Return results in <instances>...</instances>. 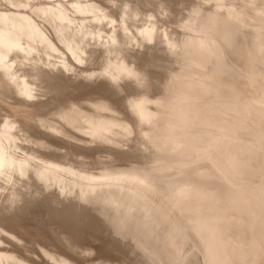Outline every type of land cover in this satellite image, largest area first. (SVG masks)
I'll return each mask as SVG.
<instances>
[{
	"label": "bare ground",
	"instance_id": "obj_1",
	"mask_svg": "<svg viewBox=\"0 0 264 264\" xmlns=\"http://www.w3.org/2000/svg\"><path fill=\"white\" fill-rule=\"evenodd\" d=\"M115 1L123 2L46 0L38 6V0L24 3L3 0L0 40L17 42L23 49L4 53L6 65L13 68L11 74L17 77L15 84L7 82L5 64L0 63V95L12 101L26 102L20 93L36 86L32 81L34 66L51 65V71L59 77L65 65L69 69L78 67L73 57L79 58V53L88 54L91 72L102 73L108 69L110 75H119L120 66L139 71L148 54L157 66L150 69L156 86L129 97L136 102L143 101V128L138 111L132 110L131 105L121 103L116 108H106L107 101L90 99L86 101L88 107L73 111L53 109L48 116L56 119H48L46 129L39 131L33 114L32 117L17 115L13 106L0 100V157L4 164V173L0 174V200L5 198L3 189H8L9 195L13 190L6 177L11 178L13 168L18 172L24 165L25 175L32 173L29 183L17 182L14 187L26 188L37 182L39 175L49 188L63 187L95 195L99 201L120 206L121 211H113L114 223L123 220L128 208L142 209L146 205L151 210L147 221L149 234L157 233L161 244L168 242L184 248L192 264H264V149L260 147L264 144L261 138L264 132V18L258 15L260 7L241 5L243 0L237 1L238 4L221 0L219 3L225 6L223 15L216 13L217 2L212 7H203V14L193 17L190 23L184 22V27L202 35L184 33L179 38L172 35L169 27L161 31L157 19L148 20V16L154 15L144 7L156 5L159 0H132L142 6L141 10H134L123 20L122 10L112 7ZM169 3L171 19L178 18L179 9L172 0ZM12 4L17 6L11 7ZM35 8L42 11L37 13ZM227 8L234 10L233 20L227 19ZM117 10L121 19L115 20L118 23L113 19ZM142 30L148 31L147 37L139 35ZM148 39L153 44L141 56L136 45L143 46ZM169 42L182 44L179 54L168 52ZM96 64L98 67L91 68ZM179 64L183 68L175 71ZM168 73L170 81L164 79ZM216 93H232L234 98H208L202 102L192 98ZM30 105L36 109L35 104ZM3 119L9 120V124L5 125ZM133 125L137 135L141 131L151 132L158 155L147 163L152 161L157 168L163 163L159 171L184 177L189 183L174 192L156 186L147 191L136 183L133 169L141 164L132 154L115 147L124 137L125 129ZM62 140H69L77 147L67 149ZM233 142H241V152L236 151L237 146L230 147ZM97 143L114 149L82 148ZM200 158L209 162L192 166ZM148 196L153 200H147ZM43 211V206L37 205L31 209V215L39 216ZM134 220L143 226V212L136 211ZM19 223L18 217H0V224L4 225L0 227L7 228L9 233L18 231ZM5 239H1L3 243ZM47 240L49 244L50 239ZM88 241L98 243L99 257L114 258L116 245L107 225L94 221ZM50 242L48 256L42 257L46 264L61 261L74 264L72 249ZM147 242L155 247L157 240ZM22 245L25 246L15 243L6 251L0 250L1 264H32L38 259V256L31 257L32 245Z\"/></svg>",
	"mask_w": 264,
	"mask_h": 264
},
{
	"label": "snow or ice",
	"instance_id": "obj_2",
	"mask_svg": "<svg viewBox=\"0 0 264 264\" xmlns=\"http://www.w3.org/2000/svg\"><path fill=\"white\" fill-rule=\"evenodd\" d=\"M16 6L15 4L11 5V7ZM20 6L27 7L28 5ZM248 6L255 9V0H252ZM112 7L122 10L121 19L123 20L134 10L139 12L142 6L134 4L132 0H123L121 3H114ZM203 7V4L194 6L189 13V20L185 21V24L190 23L193 17L201 16ZM144 10L157 13L156 16H148V20L152 21L157 18L164 20L170 15L171 8L169 0H159L158 4L147 5ZM34 11L39 13L42 9L35 8ZM227 11V19L233 20L234 10L227 8ZM224 12L225 6L218 2L216 13L223 15ZM258 15L264 18V4L258 10ZM125 31L127 32V29ZM139 35L147 37L148 31L142 30ZM165 39L167 40L166 34ZM152 44L153 41L148 39L145 45L137 44L136 47L140 55L145 56L146 50ZM181 47L182 44L179 42H169L167 45L168 52L172 55L179 54ZM14 49L23 51L17 42L0 40V63L5 64L6 79L9 84H15L17 77L11 74L13 68L6 65L7 57L4 53H11ZM73 59L78 67L69 69L65 65L63 73L59 77L51 71V65L34 66L32 81L36 86L20 93L27 102L36 105L33 118L39 131L46 129L48 119H56L54 116H48V113L53 109L73 111L77 107H88L86 101L90 99L107 101L106 108H116L121 103L131 105L132 110L138 111L140 115V127H144L145 116L141 110L143 101L136 102L129 97L133 93L148 92L150 88L156 86L150 75V69L156 67L157 64L150 54L147 55V59L139 71L120 66L119 75H110L108 69L102 73L89 71L90 60L87 53H79V58L74 56ZM88 93H95V95ZM49 101H53V103L50 104ZM38 117L46 119H38ZM2 122L8 125L10 121L3 119ZM148 126L150 128V123ZM134 128L135 125L126 128L124 137L115 147L125 154H132L141 164L140 167L133 169L137 184L147 191H151L153 186H156L165 191L174 192L182 184L190 182L184 177H173L167 171H159L157 164L147 163L158 155L151 132L141 131L137 135ZM44 138L46 139V137ZM108 150L110 151L111 148ZM3 173V158L0 157V174ZM31 175V172L25 175V166L21 165L18 172L13 168L11 178L6 177L9 187H12L13 190L9 195L8 189H3L5 198L0 200V217H18L20 223L17 233L11 235L0 233V236H7L13 241H17V237L20 236L21 239L18 242L21 244L28 237H34L35 239L31 241L32 247L41 257L48 256L47 245L41 247V244L44 243V239H51L53 242L73 250L74 264H192L187 259L184 248L168 242L161 244L157 233L149 234L147 221L151 217V210L146 205L142 209L128 208L124 213L123 220L114 223L113 211H121L120 206L111 201H99L95 195H84L63 187L49 188L42 176L39 175L36 177L37 182L26 188L14 187L17 182L20 185L28 184ZM37 205L43 206L44 211L39 216L31 215V209ZM138 210L144 214L145 223L143 226L137 225L134 220ZM94 221L108 226L109 233L116 245L114 258L108 256L101 261L96 243L88 241ZM82 236L85 239H81ZM149 239L157 240L155 247L147 242ZM17 264H22V262H17ZM32 264H46V261L37 259L32 261ZM60 264H67V262L61 261Z\"/></svg>",
	"mask_w": 264,
	"mask_h": 264
},
{
	"label": "rangeland",
	"instance_id": "obj_3",
	"mask_svg": "<svg viewBox=\"0 0 264 264\" xmlns=\"http://www.w3.org/2000/svg\"><path fill=\"white\" fill-rule=\"evenodd\" d=\"M39 1H41V3L39 2ZM46 1V0H45ZM45 1L44 0H38V6H42L43 5V3L42 2H44L45 3ZM64 2H66L67 0H63ZM113 2H114V0H112ZM170 1V0H169ZM185 1V2H184ZM187 1V2H186ZM193 1V2H192ZM216 2H214V1H210V0H177V1H175V0H172V2H174L173 4H175L176 5V9L179 11V14H178V18H172L171 19V16H172V14L170 13V15L168 16V17H166L164 20L166 21H164V20H161V19H158L157 18V21H159V25L162 27V30L161 31H163V29L165 30L166 29V27H169V28H171V29H169V28H167V30L169 29V31L170 32H172V35H174L175 37H179V38H181V37H183V34L184 33H187V34H195V36L196 35H202L201 34V32H199V31H191V30H189V29H187L186 27H184V22L185 21H187L186 19L188 18V14L190 13V11H191V9L197 4H203L204 5V7H209V6H211L212 7V5L214 6V4L215 3H217V2H220L221 3V0H215ZM223 1V0H222ZM230 1H232V2H235V3H237L238 4V2L240 3L241 2V0H230ZM238 1V2H237ZM21 2H25V0H21ZM116 3H117V1H115ZM180 3V4H178V3ZM182 2H184V3H182ZM191 2V3H190ZM244 2V3H243ZM243 2H242V4L241 5H243L244 4V6L246 5V6H248V4H250L251 2H252V0H247V2H245L244 0H243ZM250 2V3H249ZM255 4L257 5V8H258V6L259 7H261V5L262 4H264V2L262 1V0H255ZM119 3V2H118ZM227 3H228V1H227ZM192 4H194V5H192ZM211 4V5H210ZM2 5V6H1ZM186 5V6H185ZM4 5H3V0H1L0 1V10H2ZM178 7V8H177ZM249 7V6H248ZM115 9H117V8H115L114 7V10ZM182 9H183V12L182 13H180V10L182 11ZM256 9V8H255ZM6 12H8V11H6ZM149 14H153L154 16H156L157 15V13H155V12H152L151 10H149V12H148ZM156 14V15H155ZM119 15V12H118V10H117V13H115V15H114V17H113V19H114V21L115 20H117L118 22H120L121 21V19H120V17L118 16ZM181 16V17H180ZM170 18V19H169ZM183 19V20H182ZM117 21H115L116 23H118ZM131 22H133V20L131 21ZM177 22V23H176ZM167 24L166 26L164 25V24ZM175 23V24H174ZM110 24V25H109ZM109 24H107L106 25V27L107 28H109V29H111L110 27H112L113 25H114V23H109ZM182 24V25H181ZM110 27H109V26ZM176 25V26H175ZM46 26V25H45ZM165 26V27H164ZM164 27V28H163ZM180 27V28H179ZM176 30L177 32V35H176V33H174L175 31H173V30ZM183 29V30H182ZM186 31V32H185ZM136 41V40H135ZM218 53V52H217ZM220 53H218V55H219ZM248 55V54H247ZM220 56V55H219ZM96 67H98V65L96 64L95 66L93 65L91 68H96ZM183 68V66H181L180 64L179 65H177L176 67H175V71H180L181 69ZM179 69V70H178ZM96 71H100V69H95ZM164 79H166V80H168V81H170V79H171V77H169V73H168V76L166 77L165 76V78ZM229 94V95H228ZM232 93H216V94H212V95H210V94H205V97H203L204 96V94H202V95H199V96H194L193 95V99H198L196 102H202V101H204V100H206V99H208V98H213V99H222V98H224V99H233L232 98ZM224 96H227V98L226 97H224ZM3 97H5V96H2V95H0V100H2L1 102H3L4 104L6 103L7 105H9L10 107L11 106H13L14 107V109H13V111H14V113L15 114H17V115H21V116H23V117H32L31 115L34 113L33 112V110L34 111H36V109H34V105H32V107H31V105L29 104V102H21V101H12L11 99H9V98H6L5 97V100H3L4 98ZM196 97V98H195ZM201 97V98H200ZM205 98V99H204ZM243 98V97H242ZM6 99H8V100H6ZM203 99V100H202ZM200 100V101H199ZM240 100H242V99H240ZM9 101V102H8ZM11 102H13V103H11ZM15 103H17V104H15ZM20 103V104H19ZM21 103H22V105H21ZM8 106V107H9ZM260 133V132H259ZM262 134V136H261V138H263L264 139V132H262L261 133ZM139 135V134H138ZM92 140V139H91ZM64 145H65V147H67V149H70V150H73V149H75L77 146L74 144V143H72L71 141H69V140H62L61 141ZM80 144H81V142H80ZM98 144V143H97ZM97 144H92L91 146L90 145H88V146H84V147H82L84 150H90L93 146H94V148H100V147H103V148H106V149H109V148H111V150L112 149H114V148H112V146L111 145H108V144H104V143H100V144H98V147H97ZM102 144V145H101ZM235 144V145H234ZM238 144V145H237ZM241 144V142H233V143H231V145H230V147H235V146H237V148H236V151H239V152H241V149H243V148H241L242 146L240 145ZM104 145V146H103ZM110 146V147H109ZM262 149H264V144H263V146H260ZM243 151V150H242ZM169 154H171L172 155V153H169ZM192 156L193 157H195L196 155L195 154H192ZM198 161V162H197ZM197 161H194V162H192V166L194 165V164H196V166H197V164L199 165V166H201V165H203L204 163H207V162H209L208 160H203V159H199V160H197ZM152 162V161H151ZM150 162V163H151ZM163 164V163H162ZM162 164H159V167H158V170L159 169H162V167H161V165ZM198 166V167H199ZM161 167V168H160ZM199 170V169H198ZM200 171V170H199ZM202 174V173H201ZM153 200L150 196H148L147 197V200ZM182 214V213H181ZM0 225H2V224H0ZM2 226H4V225H2ZM4 229L6 228V227H3ZM0 232L1 233H8L9 235H11V232L12 231H10V233H9V231L7 232V228L5 229V230H3L2 229V227H0ZM15 232L17 233V231H14V232H12V234L14 233L15 234ZM6 237V239L4 238V236L2 237V236H0V238L1 239H5L4 240V242L6 241H8L9 239H7V236H5ZM21 238V237H20ZM20 238H18L17 237V242L15 241V243H19L18 241L20 240ZM30 238H32V237H30ZM30 238L29 239H27L28 240V242L26 241V240H24V242H23V244H25V246L24 245H22L23 247H28V246H31L32 244H31V242H30ZM0 239V240H1ZM33 239H35V238H32L31 239V241L33 240ZM13 241V240H12ZM12 241H8L9 243H11L12 244V246L15 244H13V242ZM46 241H48L47 239H46ZM45 240H44V243L46 242ZM50 241H51V239H50ZM49 241V244L47 245L48 247L51 245V243L52 242H50ZM6 242L5 243H3V241L1 240V242H0V250H3V249H5V251H6V248L7 249H9V248H11L12 246L10 245L9 246V243L7 242V244H6ZM3 243V244H2ZM27 243V244H26ZM46 243L45 244H41V246L43 245V246H45L46 245ZM98 243L96 242V245H97ZM6 245V246H5ZM33 248V247H32ZM1 252H3V251H1ZM5 253V252H4ZM38 256V259L40 258V259H42V257L37 253V251L33 248V252H31V257L32 258H34V257H37ZM1 257V256H0ZM102 257L104 258V257H106V256H100L99 257V259H101V261H102ZM1 263H3V262H0V264Z\"/></svg>",
	"mask_w": 264,
	"mask_h": 264
}]
</instances>
